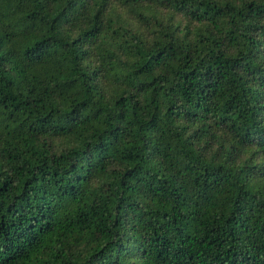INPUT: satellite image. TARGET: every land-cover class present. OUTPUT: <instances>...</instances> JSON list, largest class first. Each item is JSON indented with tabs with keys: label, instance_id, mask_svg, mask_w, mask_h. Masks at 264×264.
Wrapping results in <instances>:
<instances>
[{
	"label": "trees",
	"instance_id": "1",
	"mask_svg": "<svg viewBox=\"0 0 264 264\" xmlns=\"http://www.w3.org/2000/svg\"><path fill=\"white\" fill-rule=\"evenodd\" d=\"M0 264H264V0H0Z\"/></svg>",
	"mask_w": 264,
	"mask_h": 264
}]
</instances>
